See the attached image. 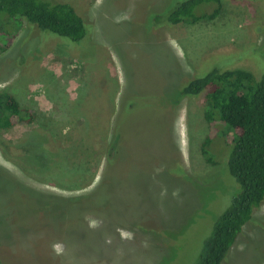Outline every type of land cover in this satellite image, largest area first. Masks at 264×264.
Segmentation results:
<instances>
[{
    "label": "rangeland",
    "instance_id": "rangeland-1",
    "mask_svg": "<svg viewBox=\"0 0 264 264\" xmlns=\"http://www.w3.org/2000/svg\"><path fill=\"white\" fill-rule=\"evenodd\" d=\"M54 1L83 18L81 41L22 20L0 50V92L34 115L0 128V259L196 264L239 190L234 133L205 120L203 93L178 88L213 66L261 76L264 0H221L212 19L171 26L148 18L175 0ZM221 264H264V199Z\"/></svg>",
    "mask_w": 264,
    "mask_h": 264
},
{
    "label": "trees",
    "instance_id": "trees-1",
    "mask_svg": "<svg viewBox=\"0 0 264 264\" xmlns=\"http://www.w3.org/2000/svg\"><path fill=\"white\" fill-rule=\"evenodd\" d=\"M203 4H210L211 7L206 5L205 9L199 8ZM197 8L199 9L196 11ZM220 8L221 0H175L168 4L164 12H152L148 21L151 23L152 17L159 26L195 23L202 18L212 19ZM22 20L74 42L81 41L87 34L83 18L67 2L0 0V36L4 35V44L0 45V50L9 46L13 38L12 32L16 28L14 25ZM180 84L179 96L204 94L203 115L209 124L220 121L234 133L226 164L230 175L238 183L239 190L215 220L196 262L221 264L243 225L252 218L253 209L264 199V71L257 79L244 69H220L213 66ZM127 100L129 103L131 101L130 107L134 108V100L137 99ZM33 119L30 108L21 107L10 92H0V128L18 122L31 123ZM118 146V135L110 131L106 138L107 155L113 153L114 159ZM37 157L40 158L39 155ZM112 158L107 159L109 163ZM105 173L106 171L100 180ZM83 193L86 191L79 195ZM76 198L79 196L67 199ZM0 264L6 263L0 259Z\"/></svg>",
    "mask_w": 264,
    "mask_h": 264
}]
</instances>
